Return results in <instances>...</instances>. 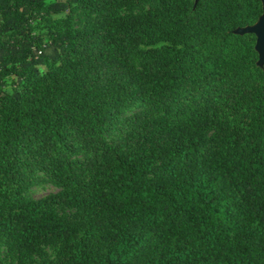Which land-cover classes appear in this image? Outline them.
Here are the masks:
<instances>
[{
  "label": "trees",
  "instance_id": "1",
  "mask_svg": "<svg viewBox=\"0 0 264 264\" xmlns=\"http://www.w3.org/2000/svg\"><path fill=\"white\" fill-rule=\"evenodd\" d=\"M263 12L0 0V244L18 264L47 247L50 264H264V67L235 33ZM43 182L59 191L30 197Z\"/></svg>",
  "mask_w": 264,
  "mask_h": 264
},
{
  "label": "rangeland",
  "instance_id": "2",
  "mask_svg": "<svg viewBox=\"0 0 264 264\" xmlns=\"http://www.w3.org/2000/svg\"><path fill=\"white\" fill-rule=\"evenodd\" d=\"M149 6H143V9H148ZM83 19L77 18V27L83 25ZM47 33V28L44 24L36 26L34 29V34H45ZM7 39L8 36H3ZM59 188L52 182H43L36 185L29 191V196L34 199L42 198L48 194L56 193ZM55 257V251L52 247H47L45 252L41 256H36L30 264H50L52 259ZM0 264H18L16 257L7 249L6 245L0 244Z\"/></svg>",
  "mask_w": 264,
  "mask_h": 264
},
{
  "label": "water",
  "instance_id": "3",
  "mask_svg": "<svg viewBox=\"0 0 264 264\" xmlns=\"http://www.w3.org/2000/svg\"><path fill=\"white\" fill-rule=\"evenodd\" d=\"M198 2V0H197ZM264 11V0H261ZM236 34H254L257 38L256 50L259 54V65L264 67V12L260 19L252 26L239 28L235 31Z\"/></svg>",
  "mask_w": 264,
  "mask_h": 264
}]
</instances>
